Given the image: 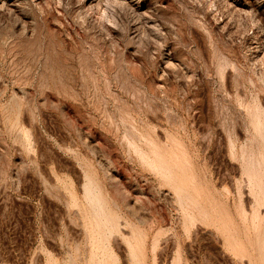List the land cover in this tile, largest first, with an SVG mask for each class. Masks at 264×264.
<instances>
[{
    "label": "rangeland",
    "instance_id": "1",
    "mask_svg": "<svg viewBox=\"0 0 264 264\" xmlns=\"http://www.w3.org/2000/svg\"><path fill=\"white\" fill-rule=\"evenodd\" d=\"M0 264H264V0H0Z\"/></svg>",
    "mask_w": 264,
    "mask_h": 264
}]
</instances>
